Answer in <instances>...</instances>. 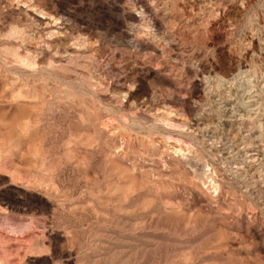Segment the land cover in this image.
Here are the masks:
<instances>
[{
  "label": "rangeland",
  "instance_id": "rangeland-1",
  "mask_svg": "<svg viewBox=\"0 0 264 264\" xmlns=\"http://www.w3.org/2000/svg\"><path fill=\"white\" fill-rule=\"evenodd\" d=\"M0 264H264V0H0Z\"/></svg>",
  "mask_w": 264,
  "mask_h": 264
}]
</instances>
